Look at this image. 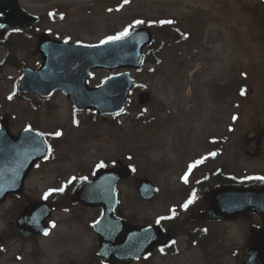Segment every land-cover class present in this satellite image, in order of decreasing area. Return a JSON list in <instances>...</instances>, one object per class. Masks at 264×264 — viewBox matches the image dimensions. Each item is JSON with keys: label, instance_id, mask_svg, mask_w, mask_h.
<instances>
[{"label": "rangeland", "instance_id": "1", "mask_svg": "<svg viewBox=\"0 0 264 264\" xmlns=\"http://www.w3.org/2000/svg\"><path fill=\"white\" fill-rule=\"evenodd\" d=\"M19 2L40 15L36 32L48 30L71 40L97 41L141 24L155 27L154 41L145 50L147 59L155 61L145 60L139 70H132L135 86L126 109L117 115L75 111L61 90L44 101L34 93L17 96L20 66L39 62L36 36L28 43L16 41L20 46L10 48L11 54L0 43V116L9 115L13 132L24 125L39 129L50 146L47 159L28 178L38 192L73 185L90 177L97 165L129 163L134 172L118 183L119 207L131 221L145 223L159 215L170 217L173 211L180 219H191L200 202L198 180L214 169L232 171L235 182L251 181L252 176L264 181V0ZM138 20L144 23L136 24ZM157 25L165 26L163 31ZM19 35L26 31L9 37L11 45ZM106 73L94 70L89 82ZM143 88L151 98L139 104L137 94ZM252 136L258 143L247 141ZM255 150L261 152L254 155ZM142 175L158 186L152 201L141 199L135 189L134 177ZM193 196L192 203L182 207ZM249 224L242 216L218 222L193 218L187 229L202 233L193 239L195 244L179 236L175 255L155 253L146 261L239 264ZM65 227L64 222L60 229ZM73 229L86 242L83 225L74 223ZM43 244L49 256L54 243Z\"/></svg>", "mask_w": 264, "mask_h": 264}, {"label": "water", "instance_id": "2", "mask_svg": "<svg viewBox=\"0 0 264 264\" xmlns=\"http://www.w3.org/2000/svg\"><path fill=\"white\" fill-rule=\"evenodd\" d=\"M37 19L38 15L27 11L18 0H0V32L9 25L21 26ZM128 33L119 40L83 43L55 38L41 32L36 41V49L41 53L42 63L34 68L25 66L22 69L17 80L18 90L46 96L55 89H62L76 109L95 108L99 113L121 111L134 82L129 70L106 75L95 85H89L88 77L93 68L112 70L140 66L141 49L150 40V31L141 27ZM149 98V92L142 91L139 102ZM46 151V143L38 131L27 126L17 134H12L8 127V117L2 116L0 197L21 189L31 166ZM131 172L129 165L97 167L93 176L82 181L73 194L87 205L102 206L101 214L93 222V229L99 238V251L104 258L129 259L141 255L166 237L157 224H130L125 218L113 214L117 202V183ZM135 182L142 198L152 200L156 197L157 187L148 176L136 177ZM202 201L205 208L196 212L199 218L231 219L239 215L251 218L250 212L262 218L261 224L250 225L246 241L247 255L241 264H264V186L212 185L205 191ZM27 212L26 209L22 216Z\"/></svg>", "mask_w": 264, "mask_h": 264}, {"label": "flooded vegetation", "instance_id": "3", "mask_svg": "<svg viewBox=\"0 0 264 264\" xmlns=\"http://www.w3.org/2000/svg\"><path fill=\"white\" fill-rule=\"evenodd\" d=\"M7 31H10V35L14 36L17 32L24 33L26 27H9L4 33ZM37 56L40 62V55ZM250 140L258 143V139L253 136L247 138V141ZM257 152L261 151L255 150L254 155ZM44 160L45 158H42L33 163L20 191L10 192L4 197H0V264H57L56 261H60L61 264H139L144 261L146 264H152L146 260L155 253L159 255L169 254L175 247V244L171 242L173 231L182 232L181 235L186 236V240L191 241L202 235L199 231L191 232L192 229H187L191 227L188 225L192 222L193 217L189 220L185 218L171 220L169 217L159 215L157 220L161 217L164 218L159 225L169 234L168 238L158 241L154 247L141 256L136 255L129 259L106 257V259L99 253V238L92 228V222L102 210L100 205L90 206L74 198L72 196L73 185L70 182L64 183L62 186L45 187L43 191L61 187L64 189L63 192L50 193L47 198H45V193L38 192L37 187L35 189L33 188L35 185L32 184V186L29 183L28 178ZM230 173L233 172L225 173L220 168L214 169L210 174L207 172L208 176L200 177L198 180V187L202 183L201 178L203 184H207V182L215 181L218 177L221 178L222 175L226 176L225 179L228 180V177L233 175ZM194 185L196 186V184ZM43 204H45L44 208L42 207ZM202 206L203 203L200 200L196 210ZM26 209L28 212L22 216V212ZM113 213L116 216H123L119 202ZM202 221L211 222L208 219ZM64 222L66 227L60 229ZM74 223L83 225L85 230L81 231V234L85 235L86 242H83L81 235L74 232ZM176 237L177 235L174 233L173 238ZM43 242L54 243L48 249L49 256Z\"/></svg>", "mask_w": 264, "mask_h": 264}, {"label": "snow or ice", "instance_id": "4", "mask_svg": "<svg viewBox=\"0 0 264 264\" xmlns=\"http://www.w3.org/2000/svg\"><path fill=\"white\" fill-rule=\"evenodd\" d=\"M125 3H128V0H124ZM136 24H140V23H144V21H135ZM161 23H172V21H161ZM129 33H128V28H125L121 33H119L118 35L116 36H111V37H108V40H119L125 36H127ZM105 41H101V43H104ZM235 119V117H233ZM56 135H60L59 132L56 133ZM45 159H47V157H45ZM186 178V177H185ZM261 179H264V177H262ZM64 189L61 187V188H55V189H49L48 192H46L44 195H45V198L48 197V195L52 192H63ZM194 199V196L192 198H189V200L184 204L182 205V207L184 208H187L189 204L192 203V200ZM173 214H174V211H173ZM164 219L163 217L159 218L156 222L157 223H160V221ZM47 234V233H45Z\"/></svg>", "mask_w": 264, "mask_h": 264}, {"label": "trees", "instance_id": "5", "mask_svg": "<svg viewBox=\"0 0 264 264\" xmlns=\"http://www.w3.org/2000/svg\"><path fill=\"white\" fill-rule=\"evenodd\" d=\"M28 39H29V37L26 39V42H28ZM225 178H226V176H224ZM219 178V177H218ZM216 179L215 181H211V182H209L208 184H210V183H219V182H230V183H241V182H243V183H247V182H252V181H254V180H256L253 176H252V178H251V181H248V180H245V181H243V180H238V181H240V182H235V181H237L236 180V178L235 177H232V176H229L228 178V180L227 179H225V178H222V176H221V178H219V179ZM250 179V178H249Z\"/></svg>", "mask_w": 264, "mask_h": 264}]
</instances>
